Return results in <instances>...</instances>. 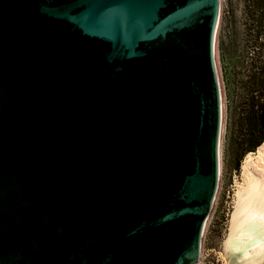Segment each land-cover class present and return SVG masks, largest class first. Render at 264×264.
<instances>
[{"label": "water", "instance_id": "95a60500", "mask_svg": "<svg viewBox=\"0 0 264 264\" xmlns=\"http://www.w3.org/2000/svg\"><path fill=\"white\" fill-rule=\"evenodd\" d=\"M220 0H0V264H197L218 185Z\"/></svg>", "mask_w": 264, "mask_h": 264}, {"label": "rangeland", "instance_id": "374dc122", "mask_svg": "<svg viewBox=\"0 0 264 264\" xmlns=\"http://www.w3.org/2000/svg\"><path fill=\"white\" fill-rule=\"evenodd\" d=\"M250 5L251 0L220 3L214 47L222 98L219 180L198 264H225L222 243L234 190L241 179L242 162L247 153H255L257 148L246 151L245 144L254 138L258 140L264 132L257 126L253 136L248 133L249 122L258 112L255 106L264 104V27H256L260 13Z\"/></svg>", "mask_w": 264, "mask_h": 264}, {"label": "bare ground", "instance_id": "6f19581e", "mask_svg": "<svg viewBox=\"0 0 264 264\" xmlns=\"http://www.w3.org/2000/svg\"><path fill=\"white\" fill-rule=\"evenodd\" d=\"M201 257L200 246L199 260ZM222 257L225 264H264V142L255 153H247L242 162L241 179L236 183L227 233L222 243Z\"/></svg>", "mask_w": 264, "mask_h": 264}, {"label": "trees", "instance_id": "16d2710c", "mask_svg": "<svg viewBox=\"0 0 264 264\" xmlns=\"http://www.w3.org/2000/svg\"><path fill=\"white\" fill-rule=\"evenodd\" d=\"M252 9H255V11L259 12V18L258 20L255 21L256 23V27L258 29L264 27V0H251V5ZM263 32H261L262 34ZM225 79V76H224ZM253 107V106H251ZM255 109L258 110V112H252V113H256V116L254 114V118L252 121L249 122V128H248V133L253 136L256 132V128L261 127V129H263L264 131V104H262L261 106H255ZM254 111V110H253ZM259 114V116H258ZM253 116V114H252ZM257 124V125H255ZM255 140V141H254ZM264 142V132L263 134L258 138V140L251 139L249 142H247L245 144V150L249 151L253 148L258 147L259 145H261Z\"/></svg>", "mask_w": 264, "mask_h": 264}]
</instances>
